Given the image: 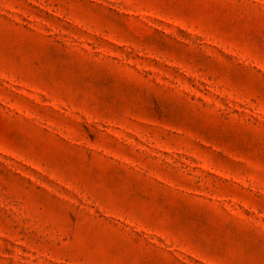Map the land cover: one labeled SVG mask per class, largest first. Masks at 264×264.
Returning a JSON list of instances; mask_svg holds the SVG:
<instances>
[{
	"label": "rangeland",
	"instance_id": "rangeland-1",
	"mask_svg": "<svg viewBox=\"0 0 264 264\" xmlns=\"http://www.w3.org/2000/svg\"><path fill=\"white\" fill-rule=\"evenodd\" d=\"M0 264H264V0H0Z\"/></svg>",
	"mask_w": 264,
	"mask_h": 264
}]
</instances>
